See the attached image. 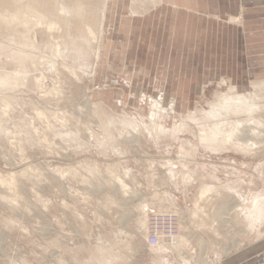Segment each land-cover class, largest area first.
<instances>
[{
    "label": "rangeland",
    "instance_id": "1",
    "mask_svg": "<svg viewBox=\"0 0 264 264\" xmlns=\"http://www.w3.org/2000/svg\"><path fill=\"white\" fill-rule=\"evenodd\" d=\"M28 1L0 0V47L46 58L0 85V264H264V69L247 71L264 29L230 11L197 34V0H37L51 20L87 11L7 26ZM237 96L248 109H215ZM151 210L176 216V238L148 244Z\"/></svg>",
    "mask_w": 264,
    "mask_h": 264
},
{
    "label": "bare ground",
    "instance_id": "2",
    "mask_svg": "<svg viewBox=\"0 0 264 264\" xmlns=\"http://www.w3.org/2000/svg\"><path fill=\"white\" fill-rule=\"evenodd\" d=\"M20 1H22V0H13V2H12V0H11V3L13 4V3H18V2H20ZM147 1V0H146ZM140 2V1H139ZM28 3L29 4H27L28 6H26V8L25 9H20V10H18V12H16V13H11V12H7L8 13V15H5L4 16V21H6V23H7V26H9L8 24H10V25H12V23H13V26L14 25H17V24H22L23 25V27L25 28V29H27L26 30V32H28L29 30H33L34 28H33V25L35 26V25H39V23L41 24V22L42 23H46V26H47V29H50V30H54V29H59V26L60 25H58V22H60L61 20H65V21H67L66 22V24L67 23H70V22H68V21H70L69 19H70V16L71 15H73V14H75V15H77V14H80L85 8L84 7H87L86 5H84V7H83V5H82V2H80V3H78L77 4V6L75 5L74 7H73V9L71 8L68 12H70V13H67L66 15H62V16H60V14L58 15H56V18L58 19H48L47 17H46V15L48 14H46V15H44V14H42L40 11H38L37 10V7L38 6H36V3H37V0H30V1H28ZM132 5V4H131ZM97 7V6H96ZM104 7V6H103ZM100 8V7H99ZM136 9V8H135ZM86 10V9H85ZM91 10V9H90ZM104 10H105V8H104ZM48 11V10H47ZM54 11H56L57 12V8H54ZM87 11V10H86ZM95 11V10H94ZM101 11V10H100ZM135 11V10H134ZM102 12V11H101ZM83 13H85V11L83 12ZM89 13V12H88ZM103 13H104V11H103ZM52 14V13H51ZM55 15V14H54ZM53 15V16H54ZM70 15V16H69ZM102 15V14H101ZM81 16V15H80ZM86 16V15H85ZM55 17V16H54ZM71 17H73V16H71ZM103 17H104V15H103ZM75 18V17H74ZM77 18V17H76ZM81 19V21H83V17H80ZM84 18H86V17H84ZM78 19H79V17H78ZM60 20V21H59ZM74 20V19H73ZM103 22V21H102ZM38 23V24H37ZM61 23V22H60ZM65 24V23H64ZM42 25H45V24H42ZM69 25V24H68ZM86 25V24H85ZM89 25V24H88ZM100 25H102V24H100ZM13 28V27H12ZM36 29V28H35ZM46 29V28H45ZM87 30H86V32L89 34V35H91L92 36V38H93V36H95V32H94V30L90 27V26H88L87 28H86ZM31 30V31H32ZM38 30H39V28H38ZM61 30V29H60ZM66 31V30H65ZM83 31V30H82ZM24 32H25V30H24ZM35 32V31H34ZM39 32V31H38ZM30 33H28V34H25V36H24V38L20 41V43L24 46V47H27V46H31V44H33L34 45V43H31V36L29 35ZM87 34V35H88ZM83 35V34H82ZM34 36V35H33ZM89 38V37H88ZM95 38V37H94ZM83 39V38H82ZM90 39H91V37H90ZM81 40V39H80ZM83 41V40H82ZM81 41V42H82ZM77 42H79V41H77ZM80 43V42H79ZM78 44V43H77ZM57 47V52H60V50H59V44H58V46H56ZM1 48V47H0ZM32 48V50H30V51H26L25 49H23V48H20L19 50H18V52H16L15 51V49L13 48L11 51H10V49H8V50H6V51H4L5 50V48L2 46V50H3V52H5V54H7V55H9L10 57H11V59H14V61L17 63V71L16 72H14V74L13 73H9V72H3V73H0V85H3V86H15L16 84H22V83H26L25 82V80H26V73H25V71H28L29 72V69H28V67L30 66V64L28 63L29 61L31 62H35V63H37V62H39V63H43V61H46V60H44V59H46L45 57H44V59H41L40 58V56H39V58L40 59H38L37 60V57L33 54V47H31ZM27 49V48H26ZM56 52V53H57ZM99 53V52H98ZM59 54V53H58ZM62 54V53H61ZM98 55V54H97ZM99 56V55H98ZM97 56V57H98ZM35 57H36V59H35ZM51 60V59H50ZM45 63V62H44ZM28 64H29V66H28ZM33 65V64H32ZM35 65V64H34ZM38 66L37 67H39V64H37ZM35 68V66H33L32 67V69H34ZM38 69V68H37ZM23 70V71H22ZM31 72H33V73H35L34 71H31ZM31 74V73H30ZM30 74H29V76H30ZM34 74H32V76H33ZM28 76V77H29ZM32 78H34V77H32ZM40 78V77H39ZM43 78V77H42ZM44 78H45V76H44ZM35 79V78H34ZM38 79V78H37ZM35 80V82L36 81H38V80ZM223 80V79H222ZM39 83H43V82H39ZM38 83V84H39ZM227 83V82H226ZM30 83H28V85H29ZM27 85V86H28ZM26 86V85H25ZM39 86H40V84H39ZM41 87V86H40ZM233 87V86H232ZM42 88V87H41ZM232 91H234L233 93H236V91H235V88L233 87L232 88ZM230 94H228L227 95V97L229 96ZM233 95V94H232ZM232 95H230V96H232ZM235 95H237V94H235ZM234 95V96H235ZM233 96V97H234ZM240 96H242V95H240ZM238 97V100H236L237 98H234V99H231V97H230V100H227L226 101V99H227V97H226V99H222L223 101H221V103L223 102V104H221V105H219L218 103H217V105H216V108L215 109H218V110H221V109H224V111L225 110H229V111H233V112H239L240 110H243V109H248V107H247V104L244 102V100H243V98L242 97ZM236 97V96H235ZM235 100V101H234ZM159 101V100H158ZM175 103V102H174ZM168 104H172V106H171V108L173 109L174 108V106H173V103L171 102H169ZM219 106H221V108L219 107ZM214 109V108H213ZM6 110V109H5ZM5 110H4V112H5ZM218 110H217V112H218ZM213 111V110H212ZM211 111V112H212ZM215 111V110H214ZM229 111H228V114H229ZM210 112V113H211ZM38 113V112H37ZM46 113V112H45ZM38 114H44V112H39ZM211 114H213V112L211 113ZM226 114V113H225ZM46 115V114H45ZM45 115L43 116V118L45 117ZM213 115H215V114H213ZM217 115V114H216ZM215 115V116H216ZM220 115V114H219ZM191 116H192V114H191ZM190 117V116H189ZM195 117H197V116H195ZM225 117H226V115H225ZM215 118V117H214ZM195 119V118H194ZM216 119V118H215ZM227 120V119H226ZM226 122V121H225ZM130 125V124H129ZM237 125H240V124H237ZM236 125V126H237ZM156 126V125H155ZM158 127H159V125H157ZM236 126H234V127H236ZM134 127V126H133ZM162 127V126H161ZM237 128V127H236ZM178 129V128H177ZM235 129V128H234ZM234 129L232 128L230 131H228V132H226L225 133V136H224V138H225V142L224 143H227L228 141H231L232 139H233V136H234V134H235V132H234ZM239 129H240V127H239ZM238 129V130H239ZM179 130V129H178ZM236 130V129H235ZM240 131V130H239ZM242 131V130H241ZM219 132V131H218ZM244 132V131H243ZM243 132H242V134H243ZM211 133L212 132H210V136H211ZM216 133H217V131H216ZM224 133V132H223ZM222 133V134H223ZM247 133V132H246ZM215 134V133H214ZM239 135V134H238ZM248 135V134H247ZM209 136V137H210ZM221 136V135H220ZM243 136V135H242ZM242 136H241V138H242ZM203 137V136H202ZM205 137V136H204ZM236 138V137H235ZM234 138V139H235ZM240 138V139H241ZM203 139V138H202ZM209 139V138H208ZM210 139H211V142H210ZM210 139H209V142L211 143V145H213V144H215V143H217L218 141H217V135H212L211 137H210ZM237 139V138H236ZM207 140V139H206ZM237 141H239V140H237ZM208 142V141H207ZM221 142V141H220ZM220 142H218L217 144H220ZM262 142V141H261ZM264 142V141H263ZM222 143V142H221ZM234 144V143H233ZM232 144V145H233ZM238 144H241L240 143V141H239V143ZM246 145L245 143H242V145ZM228 145H229V143H228ZM232 145H229V146H231V147H233ZM235 145V144H234ZM241 145V146H242ZM237 146V145H236ZM208 147V146H207ZM239 147V146H238ZM209 148H210V146H209ZM224 148H226V146L224 147ZM240 148V147H239ZM211 149V148H210ZM213 150V149H212ZM12 176V175H11ZM12 178H13V176H12ZM5 179H3V181H4ZM6 181V180H5ZM205 191V190H204ZM206 194V193H205ZM205 194H204V196H205ZM213 264V263H212Z\"/></svg>",
    "mask_w": 264,
    "mask_h": 264
},
{
    "label": "crops",
    "instance_id": "3",
    "mask_svg": "<svg viewBox=\"0 0 264 264\" xmlns=\"http://www.w3.org/2000/svg\"><path fill=\"white\" fill-rule=\"evenodd\" d=\"M165 1H170L169 3L172 2V4L174 3L173 7L177 8V5H179L182 0ZM199 1L200 0H197L198 10H205L207 11V13H205L204 15L202 14L203 16L198 13H196L195 15L191 14V17L188 18L187 22V27H191L193 25V19L196 18L194 21V24L196 25L195 27L199 26L195 31V33L197 34H199L200 31L204 30L205 34L209 33L211 31V27H213L216 22L219 25H222L221 18L230 11L241 12L243 27L252 28L251 30L247 31L250 36L257 35L260 32V29H264V0H202V3H200ZM213 15L219 17V19L216 20L214 17H212ZM230 27L236 29V26ZM177 34V37H180V35L182 36L181 32H178ZM232 36L234 37L233 42H239V38L238 40L236 39L237 36H235L233 33ZM175 40H178V38L174 39V43ZM188 42L191 43L192 41L187 39L183 41V43ZM189 47L191 48L192 46L190 45ZM190 48H187V46L181 47V56H185L184 53H186V50H188V54L191 55L189 59L191 60L192 51L190 50ZM205 53L207 54V50H205ZM207 57L208 54L205 55V58ZM263 59L264 56L259 55V53H257L256 51L251 53V58L249 59L247 64V71L248 68H251V74L260 73L264 69Z\"/></svg>",
    "mask_w": 264,
    "mask_h": 264
},
{
    "label": "built area",
    "instance_id": "4",
    "mask_svg": "<svg viewBox=\"0 0 264 264\" xmlns=\"http://www.w3.org/2000/svg\"><path fill=\"white\" fill-rule=\"evenodd\" d=\"M147 242L151 246H160L169 239H174L179 233V223L176 216L170 212L151 210L147 215Z\"/></svg>",
    "mask_w": 264,
    "mask_h": 264
}]
</instances>
